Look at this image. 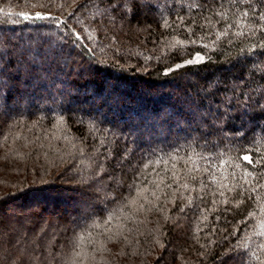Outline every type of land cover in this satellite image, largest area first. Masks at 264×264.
<instances>
[{"label": "trees", "instance_id": "obj_1", "mask_svg": "<svg viewBox=\"0 0 264 264\" xmlns=\"http://www.w3.org/2000/svg\"><path fill=\"white\" fill-rule=\"evenodd\" d=\"M0 32V264H264V0H0Z\"/></svg>", "mask_w": 264, "mask_h": 264}, {"label": "snow or ice", "instance_id": "obj_2", "mask_svg": "<svg viewBox=\"0 0 264 264\" xmlns=\"http://www.w3.org/2000/svg\"><path fill=\"white\" fill-rule=\"evenodd\" d=\"M52 19H55V18L53 17ZM79 39H80V37L77 36V40H79ZM189 63H191V60L189 61ZM209 116H211V112L209 113ZM212 118H213V119H216V117H212ZM241 159L244 160V161H247L248 163H252V158H251V156H249V155H244L243 157H241ZM119 163H121L120 160L117 161V164H119ZM144 167L146 168V167H148V165L145 164ZM104 170H105V169H104V164H103V162H101V163L98 165L97 170H96V172L94 173V176L99 177L100 174H101ZM141 178H143V173H141ZM98 183H103V181H99V180H98ZM117 183H119V180H117ZM135 190H136V189L134 188V191H135ZM125 206H127V205H125Z\"/></svg>", "mask_w": 264, "mask_h": 264}, {"label": "rangeland", "instance_id": "obj_3", "mask_svg": "<svg viewBox=\"0 0 264 264\" xmlns=\"http://www.w3.org/2000/svg\"><path fill=\"white\" fill-rule=\"evenodd\" d=\"M1 33V32H0ZM199 60H201V58L199 57V58H197V60L196 61H199ZM28 227V226H27ZM26 231V230H25Z\"/></svg>", "mask_w": 264, "mask_h": 264}]
</instances>
